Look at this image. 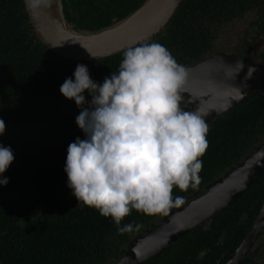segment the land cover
<instances>
[{"label": "trees", "instance_id": "obj_1", "mask_svg": "<svg viewBox=\"0 0 264 264\" xmlns=\"http://www.w3.org/2000/svg\"><path fill=\"white\" fill-rule=\"evenodd\" d=\"M145 1L63 0V4L65 17L74 28L94 32L124 19ZM91 3L99 6L94 9ZM73 5H79L81 12V21L76 23ZM244 12L253 14L250 27L264 31V0H183L165 28L147 41L166 46L185 66L201 59L202 51L231 16ZM122 58L123 52L92 61L62 56L39 40L24 0H0V118L7 124V119L22 117L40 91L43 108H52L53 103L58 108L65 97L60 86L73 77L77 64L87 65L92 79L103 82L118 70ZM209 128L208 147L201 157V182L187 191L174 189V197L203 191L251 154L258 140L264 139V98L253 96L219 116ZM59 151H44L43 157L49 162ZM49 166L43 164V170ZM20 174H11L9 182L0 185V264H111L125 253L139 231L161 216L133 210L122 226L129 222L142 226L121 234L112 219L95 208L74 204L69 196L54 187L46 189L42 182L23 185ZM16 188L30 191L18 194ZM7 190L12 194L3 195ZM263 202L264 175L236 203L144 264H225L244 240ZM39 205L43 212L37 218L28 217ZM262 237L264 234L245 264L263 254Z\"/></svg>", "mask_w": 264, "mask_h": 264}, {"label": "clouds", "instance_id": "obj_2", "mask_svg": "<svg viewBox=\"0 0 264 264\" xmlns=\"http://www.w3.org/2000/svg\"><path fill=\"white\" fill-rule=\"evenodd\" d=\"M49 3L25 0L33 11ZM235 67L238 74L243 61ZM73 77L65 79L60 92L80 108L76 123L84 138L77 136L68 145L64 169L79 203L110 217L121 234L142 226H122L133 210L167 215L181 205L184 197H174V189L187 191L201 182L209 130L203 108L185 110L182 105L188 69L166 46L146 40L128 46L118 70L103 83L93 80L83 63ZM5 131L0 118V136ZM14 160L11 146L0 143V185L9 182L3 174Z\"/></svg>", "mask_w": 264, "mask_h": 264}, {"label": "water", "instance_id": "obj_3", "mask_svg": "<svg viewBox=\"0 0 264 264\" xmlns=\"http://www.w3.org/2000/svg\"><path fill=\"white\" fill-rule=\"evenodd\" d=\"M152 0H146L136 11L124 19L106 28L94 32H82L74 28L65 17L63 0H50L46 8L33 11L26 7L30 22L37 36L49 48L67 58L92 61L123 52L128 46L144 42L157 35L171 20L183 0H155L146 10L145 7ZM25 2V0H24ZM243 61V69L238 70L237 61ZM216 59H212L199 67H186L189 72L187 89L200 87L203 82H209L208 73L204 74L206 66H214ZM243 55L224 56L223 63L214 66L218 75L222 76L216 91L213 108L208 110L205 103L206 122L227 112L242 103L254 91L253 77L261 67L253 66ZM253 68L248 77L249 69ZM201 71V72H199ZM206 71V70H205ZM204 78L203 81L201 78ZM264 97V90L261 92ZM210 107V108H211ZM202 108V107H201ZM80 109L75 112V117ZM76 118L73 114L69 121ZM74 121V122H75ZM74 126H77L75 123ZM264 175V140L253 149L239 164L230 167L224 175L205 186L202 192H196V197L185 201V206L171 208L158 224L146 228L144 232L133 238L126 247L125 253L111 264H143L152 257L162 253L169 245L180 240L188 232L197 228L216 214L225 211L249 189H251ZM41 209L32 212L35 216ZM264 234V202L254 223L237 248L234 255L226 264H240L255 247Z\"/></svg>", "mask_w": 264, "mask_h": 264}, {"label": "flooded vegetation", "instance_id": "obj_4", "mask_svg": "<svg viewBox=\"0 0 264 264\" xmlns=\"http://www.w3.org/2000/svg\"><path fill=\"white\" fill-rule=\"evenodd\" d=\"M90 6H94L95 9V6L97 8L99 4L91 3ZM68 7L69 9H71V5H69ZM73 7L77 11L73 16L74 22L76 23L78 21H81V12L78 9L79 5H73ZM246 18H249V21L252 20L251 18H253V14L248 15V12H244L231 16L225 26L220 28L214 34L215 38L213 37L211 39L210 46L202 51L201 59L195 60L191 64H185V67L193 68L199 67L201 64H206V62H209L212 59H216L215 65L218 66L220 63H223L224 56L243 55L244 57H247L249 62L254 63L253 66L261 68L256 71L255 76L253 77L255 85L253 86L252 90H255L254 93L248 96V98L244 101H247L253 96L261 97V92L264 90V31L258 30L259 28L255 26L250 27L248 24V29L245 31L244 36H242V42L239 46H237L236 44H230L228 47L219 48L216 46V41H218L219 34L223 29L227 28V26H229L230 24H235L236 22ZM81 31L87 32L85 30ZM231 40H233L232 37L229 38V41L225 40L224 43H230ZM214 66H206V71L202 70L204 74L208 73L209 82H203L200 87H195L193 88V90L187 89L183 94L182 105L185 107V110H191L197 107L205 108L206 102L208 110L213 108V106H210V104H213V100L211 101L210 99L215 96L216 91L214 89L223 87L219 86L222 76L218 75V71ZM203 79L204 78L202 77L201 80L203 81ZM39 86L41 87V84H39ZM85 95L88 100H91V96H89L87 92L85 93ZM50 105L53 107L43 108V91H40L35 95V98L29 102V108L27 109V112H24L22 117L15 120L7 119L6 131L2 136H0V143L5 146H11L15 155V160L12 162L3 176L8 178L11 176V174L14 175L16 173L19 175L20 173H22L20 174V176H22L21 178H23V185H27L26 183L28 181L30 184H32V186L33 184H37L36 182H42L45 185L46 189L53 187L57 188L60 193L69 196L71 201H74V204H81L72 194V190L68 187V177L67 173L64 170L66 165L68 145L74 142L77 136L84 138V133L79 128V126H74L76 123L75 119H73L75 122L69 121L72 114L73 117L76 118L75 112L80 108L77 106L74 100H70L66 97H64L63 104L60 107H56L57 103L56 105L55 103ZM233 108L229 109L227 112H229ZM218 117L219 116L215 117V119L207 123L208 129H210L209 127L211 126V124L214 123ZM50 149L60 151L58 153V156L51 158V160L47 162V159L43 157V152ZM43 164L50 166L46 170H43ZM40 189L43 190V188ZM16 190L19 191L18 194H22L25 192H29L30 188H28L27 190L16 188ZM10 194H12L11 191L7 190L3 195L7 196ZM196 196L197 195L193 193L185 197L182 206H185V201L189 202ZM39 208L41 209V211L38 212L35 216L31 217L30 215L32 214V212ZM41 212H43V206L39 205L29 213L28 217L37 218V216ZM162 216L164 215H161L159 218L153 220L137 234H139L140 232L144 233L146 228L152 227V224H158L162 220ZM23 222L25 221L23 220ZM262 239H264V237H262ZM259 242L260 240L258 241V243ZM229 260H227V262ZM243 260L244 262L241 261L240 264H245V258ZM249 264H264V252L261 257L252 260Z\"/></svg>", "mask_w": 264, "mask_h": 264}, {"label": "rangeland", "instance_id": "obj_5", "mask_svg": "<svg viewBox=\"0 0 264 264\" xmlns=\"http://www.w3.org/2000/svg\"><path fill=\"white\" fill-rule=\"evenodd\" d=\"M248 22H250L249 18H246V19H242L236 22L235 24H232V25L230 24L231 26L230 25L227 26V28L223 29L220 32L218 41H216L217 42L216 46L219 48L228 47L230 44L232 45L236 44L237 46H239L242 42V36H244L245 31L248 29ZM231 37L233 38V40H231L230 43H224L225 40L229 41V38ZM263 140H264L263 138H261V140L259 139L258 140L259 142L256 145V147H258L263 142ZM140 233H143V232H140ZM139 234H137L136 236H138ZM143 234H146V232H144Z\"/></svg>", "mask_w": 264, "mask_h": 264}, {"label": "bare ground", "instance_id": "obj_6", "mask_svg": "<svg viewBox=\"0 0 264 264\" xmlns=\"http://www.w3.org/2000/svg\"><path fill=\"white\" fill-rule=\"evenodd\" d=\"M155 0H152L150 3H148V5L145 7V9L147 10L150 6H151V3H153Z\"/></svg>", "mask_w": 264, "mask_h": 264}]
</instances>
